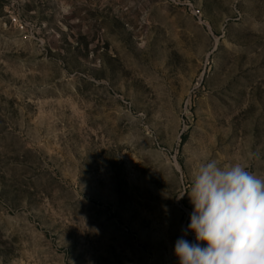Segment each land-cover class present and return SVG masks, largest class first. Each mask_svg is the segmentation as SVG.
Returning <instances> with one entry per match:
<instances>
[{"label":"rangeland","instance_id":"374dc122","mask_svg":"<svg viewBox=\"0 0 264 264\" xmlns=\"http://www.w3.org/2000/svg\"><path fill=\"white\" fill-rule=\"evenodd\" d=\"M206 158L264 175V0H0V264H179Z\"/></svg>","mask_w":264,"mask_h":264},{"label":"clouds","instance_id":"9594fccd","mask_svg":"<svg viewBox=\"0 0 264 264\" xmlns=\"http://www.w3.org/2000/svg\"><path fill=\"white\" fill-rule=\"evenodd\" d=\"M185 193L193 212L175 243L179 264H264V175L206 158ZM188 232L195 242L185 238Z\"/></svg>","mask_w":264,"mask_h":264},{"label":"built area","instance_id":"2783aa9c","mask_svg":"<svg viewBox=\"0 0 264 264\" xmlns=\"http://www.w3.org/2000/svg\"><path fill=\"white\" fill-rule=\"evenodd\" d=\"M194 14L198 15V14H200V12H199V11H197V12H194Z\"/></svg>","mask_w":264,"mask_h":264}]
</instances>
